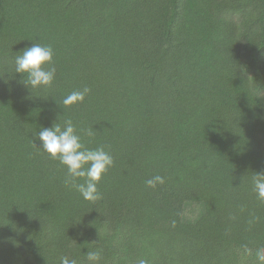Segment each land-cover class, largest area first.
<instances>
[{
    "label": "trees",
    "instance_id": "trees-1",
    "mask_svg": "<svg viewBox=\"0 0 264 264\" xmlns=\"http://www.w3.org/2000/svg\"><path fill=\"white\" fill-rule=\"evenodd\" d=\"M38 42L56 78L33 90L14 59ZM66 119L114 158L94 203L37 149ZM260 172L264 0H0V264H88L94 249L100 264H261ZM187 203L202 207L194 222Z\"/></svg>",
    "mask_w": 264,
    "mask_h": 264
},
{
    "label": "clouds",
    "instance_id": "clouds-1",
    "mask_svg": "<svg viewBox=\"0 0 264 264\" xmlns=\"http://www.w3.org/2000/svg\"><path fill=\"white\" fill-rule=\"evenodd\" d=\"M54 50L51 45L34 43L19 52L14 59V73L23 79L22 83L28 89L33 90L50 88L56 78V67L53 64ZM91 89L84 87L65 96L61 105L68 108L83 103ZM88 137L94 135L93 129L84 130ZM39 141V149L52 160H58L66 169L64 184L74 189L87 202L101 200L102 194L97 185L102 177L114 166V158L103 146L89 148L82 142L81 135L71 119L62 123L55 122L50 128H41L34 134ZM165 178L159 174L145 181L148 188L155 189L157 185H163ZM253 191L259 201L264 202V172L254 173L252 177ZM88 264H100L101 251L94 249L86 252ZM257 259L264 261V253L258 252ZM59 264H78L75 258L61 256ZM135 264H150L145 257H139Z\"/></svg>",
    "mask_w": 264,
    "mask_h": 264
},
{
    "label": "rangeland",
    "instance_id": "rangeland-1",
    "mask_svg": "<svg viewBox=\"0 0 264 264\" xmlns=\"http://www.w3.org/2000/svg\"><path fill=\"white\" fill-rule=\"evenodd\" d=\"M202 213V207L199 204L195 203H187L185 204L183 208V221L184 222H194ZM248 258V263L246 264H257L254 261H250V258ZM261 264H264V261H262Z\"/></svg>",
    "mask_w": 264,
    "mask_h": 264
}]
</instances>
